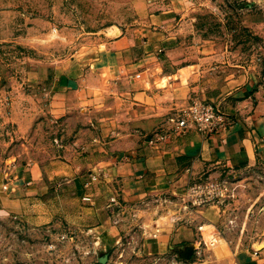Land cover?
<instances>
[{"label":"crops","instance_id":"1","mask_svg":"<svg viewBox=\"0 0 264 264\" xmlns=\"http://www.w3.org/2000/svg\"><path fill=\"white\" fill-rule=\"evenodd\" d=\"M168 14L163 10L152 15L145 26L122 30L106 40L94 65L78 77L70 64H63L32 71L27 81L0 84V219H22L51 230L58 216L53 204L58 189L54 182L80 185L89 189L81 198L89 197V204H97L96 216H102L104 207L111 212L107 223L96 222L82 230L86 243L97 241L100 248L116 251L118 227L113 209L118 203L131 205L159 194L182 201L186 185L194 179L256 164L264 166V100L251 103L246 94L250 86L234 92V104L228 111L231 122L224 129L207 135L190 129L150 144L155 135L171 129L167 113L182 110L180 95L188 93L187 86L200 71V65L177 66L184 59L177 50L165 47L170 40L166 35ZM163 58L170 61L169 66L164 67ZM165 69L171 71L164 73ZM102 76L114 82L110 100L103 95L106 79ZM79 111L94 114L95 132L68 126L55 132L39 131L45 121L48 125L63 118L66 123L75 117L81 122ZM108 132L112 141L104 146L102 138ZM149 135L151 139L140 144L135 140ZM43 137L50 142L45 149H55L53 142L57 143V157H32L38 150V139ZM120 138L133 140L124 144ZM55 158L60 160L52 162ZM86 171L94 180L82 176ZM103 188L108 190L105 197L100 194ZM212 208L186 211L180 204L176 214L164 217L151 235L153 239L139 251L155 256L159 264L182 263L180 256L186 249L192 251L190 264H264V245L222 259L209 251L204 228L210 222L203 216L213 215V222ZM91 210L86 209L88 213ZM201 247L206 256L194 258Z\"/></svg>","mask_w":264,"mask_h":264},{"label":"rangeland","instance_id":"2","mask_svg":"<svg viewBox=\"0 0 264 264\" xmlns=\"http://www.w3.org/2000/svg\"><path fill=\"white\" fill-rule=\"evenodd\" d=\"M163 10H168L170 17L165 32L170 40L164 45L177 50L184 59L177 66L200 65L199 74L186 88L188 93L180 95L179 100L184 102L181 109L193 100L204 101L222 112L229 125L228 111L236 90L250 86L246 94L251 96V103L264 100V0H0V84L27 81L32 71L63 64H70L78 77L94 65L106 40L114 39L122 30L145 26L152 15ZM162 60L166 61L164 67L170 65L167 58ZM170 71L165 69L164 73ZM102 78L106 79L103 95L110 100L114 82ZM180 111H169L167 122L173 124L171 120ZM84 113H78L81 122L75 117L66 123L63 118L48 125L45 121L39 131L55 132L68 126L71 130L95 132L94 114ZM107 134L102 138L104 146L112 141L111 134ZM150 137L135 140L140 144ZM118 140L127 144L133 138ZM49 143L46 137L39 138L32 157H57V143L53 142L55 149H45ZM56 159L60 160L51 161ZM241 168L206 174L190 183L209 179L224 184V196L212 208L216 218L212 222L213 215L203 216L210 222L204 228L208 249L219 259L264 245V166ZM82 176L91 178L88 171ZM63 183L54 182L58 189L53 204L58 216L51 230L23 223L22 219H0V264H102L103 258V264H159L155 256L143 255L139 247L153 239L151 235L163 224L164 217L176 214L180 204L187 211L185 201H172L174 196L165 194L131 205L120 202L113 209L118 227L117 250H106L97 241L87 244L82 230L96 222L107 223L110 208L104 207L100 210L102 216H96L97 204L81 198L89 193L88 188ZM100 194L105 197L108 190ZM65 215L68 217L64 219ZM204 256L201 247L194 258Z\"/></svg>","mask_w":264,"mask_h":264},{"label":"built area","instance_id":"3","mask_svg":"<svg viewBox=\"0 0 264 264\" xmlns=\"http://www.w3.org/2000/svg\"><path fill=\"white\" fill-rule=\"evenodd\" d=\"M173 126L164 134H157L150 141V144L167 141L172 135L183 134L187 130L207 135L227 126L225 115L216 107L204 101L193 100L186 108L180 111L177 118L172 120ZM91 177V181L94 180ZM224 196V184L217 181H199L190 184L185 191L187 211H199L219 203ZM84 202H89V197H83Z\"/></svg>","mask_w":264,"mask_h":264},{"label":"water","instance_id":"4","mask_svg":"<svg viewBox=\"0 0 264 264\" xmlns=\"http://www.w3.org/2000/svg\"><path fill=\"white\" fill-rule=\"evenodd\" d=\"M191 253H192L191 249H186V251L180 257L182 260L187 261L190 259ZM105 262H106L105 258L100 259V263L103 264Z\"/></svg>","mask_w":264,"mask_h":264}]
</instances>
